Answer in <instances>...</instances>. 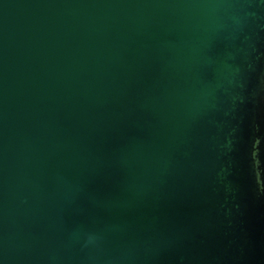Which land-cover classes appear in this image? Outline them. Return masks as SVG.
I'll use <instances>...</instances> for the list:
<instances>
[{"label":"water","instance_id":"1","mask_svg":"<svg viewBox=\"0 0 264 264\" xmlns=\"http://www.w3.org/2000/svg\"><path fill=\"white\" fill-rule=\"evenodd\" d=\"M0 264H264V0H0Z\"/></svg>","mask_w":264,"mask_h":264}]
</instances>
